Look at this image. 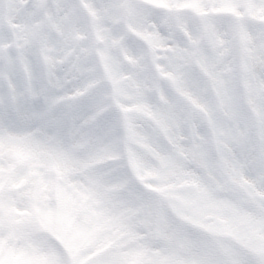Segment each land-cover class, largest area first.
<instances>
[{
    "label": "snow or ice",
    "instance_id": "6c2138e0",
    "mask_svg": "<svg viewBox=\"0 0 264 264\" xmlns=\"http://www.w3.org/2000/svg\"><path fill=\"white\" fill-rule=\"evenodd\" d=\"M0 264H264V0H0Z\"/></svg>",
    "mask_w": 264,
    "mask_h": 264
}]
</instances>
